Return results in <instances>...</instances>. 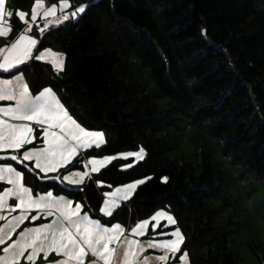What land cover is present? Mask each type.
Masks as SVG:
<instances>
[{"label": "trees", "instance_id": "1", "mask_svg": "<svg viewBox=\"0 0 264 264\" xmlns=\"http://www.w3.org/2000/svg\"><path fill=\"white\" fill-rule=\"evenodd\" d=\"M72 1L86 5L82 15L51 31L66 56L65 76L34 60L17 70L34 92L53 87L86 125L106 131L97 153L143 147L146 156L127 169L113 163L81 190L46 187L83 202L108 225L132 224L163 206L183 232L191 264H240L223 232L239 223L242 209L225 195L229 176L212 145L197 137L193 162L173 153L177 132L189 123L207 130L232 163L264 180V0H200L204 29L192 0ZM32 2L14 0L21 9ZM144 177L112 215L94 213L107 189ZM33 180L39 182L25 175L27 184Z\"/></svg>", "mask_w": 264, "mask_h": 264}, {"label": "rangeland", "instance_id": "2", "mask_svg": "<svg viewBox=\"0 0 264 264\" xmlns=\"http://www.w3.org/2000/svg\"><path fill=\"white\" fill-rule=\"evenodd\" d=\"M85 9L86 5H75L72 0H33L25 9L17 7L14 0H0V101L18 108L16 114L8 116L7 105L6 117L0 114V188L5 190L8 200L19 202L17 221L25 222L24 226L30 228L14 244V247H28L27 253L32 249L30 235L35 238L49 229H60V220L65 221L63 216L76 214L78 227L75 228L81 231H102L105 227L100 219H93V212H87L83 202L75 201L65 192L56 193L47 185L57 183L67 189L81 190L88 180L98 177L113 163L127 169L146 156L143 147L110 155L97 153L95 150L106 146V131L86 125L78 111L66 107L63 96L53 87L34 92L24 71L17 70L31 60L40 61L49 64L63 78L66 56L51 31L76 21ZM199 136L212 145L216 161L229 176L225 195L236 200L242 209L239 223L223 234L229 237L232 249L241 255L240 264H258V255L264 250V180L257 181L254 174L232 163L207 130L189 123H183L177 132L179 147L173 154L193 162ZM31 143L33 146L26 147ZM25 175L36 177L39 182L33 180L28 185ZM147 179L110 187L104 192L101 208L94 213L102 217L112 215L131 201L136 189ZM97 184L104 185L101 181ZM10 209L16 208L7 206L8 221L16 219ZM3 228L4 224L0 223V229ZM115 230L129 233L120 238V244L125 246L123 252L129 251L123 253L127 256L122 257L124 264H191L188 253L182 251L183 232L168 208L161 206L148 218L121 224ZM6 241V236L0 234V243ZM108 245L110 248H105L108 252L116 251L117 244ZM8 248L10 245L0 246V264L10 255L5 252ZM31 260L28 258L26 263ZM22 261L17 263L23 264Z\"/></svg>", "mask_w": 264, "mask_h": 264}, {"label": "crops", "instance_id": "3", "mask_svg": "<svg viewBox=\"0 0 264 264\" xmlns=\"http://www.w3.org/2000/svg\"><path fill=\"white\" fill-rule=\"evenodd\" d=\"M7 105H9V109H7ZM6 109L7 115L9 116L16 114L18 108L15 106L12 107L7 101H0V114L5 117ZM1 125L2 118L0 115V128ZM31 146H33L32 143L26 145V147ZM1 154L2 150L0 148V156ZM4 191L5 190L0 188V223L4 224V228L0 229V231L4 233L1 232L0 234L6 236L8 241L0 243V246L10 245V248L5 250V252L10 255L5 257L4 261L1 262L2 264H18L17 262L22 260H25L24 262L22 261L23 264H124L122 259L124 256L123 253L129 251L123 252L125 246L120 244V238L128 236L129 233L127 231L115 230V228L121 224L114 223L108 225L100 219V222L102 221L101 224L105 226L102 231H81L79 228H75L78 227V224L75 221L76 216H74L76 214L72 215V217L63 216L65 221L60 220L61 225L58 230H55V228L52 230L49 229L45 231L44 235L35 236V238L30 235L32 239L29 240V242L32 249H30L29 253H27L28 247L26 246L14 247V244L21 233L30 228L24 226L25 222L23 223V221H17L16 212H18L19 202L14 199H9V202L8 198L4 194ZM9 204L10 208H16L10 209L13 211V214L15 213L14 215L16 218L11 221L5 219L8 211L6 209ZM105 217L108 216L105 215ZM93 219L99 220L97 217H93ZM66 220L71 221L66 222ZM108 243L111 247L112 245L117 244L116 251L108 252L107 250L110 248ZM101 244L103 246H100ZM33 246L35 248L34 252ZM102 248H104V250ZM8 251H11V253ZM124 257L127 258V256ZM28 258H31L32 260L26 263Z\"/></svg>", "mask_w": 264, "mask_h": 264}, {"label": "water", "instance_id": "4", "mask_svg": "<svg viewBox=\"0 0 264 264\" xmlns=\"http://www.w3.org/2000/svg\"><path fill=\"white\" fill-rule=\"evenodd\" d=\"M192 1H193V4H194V6H193V17H194L195 20L200 22L202 28L204 29L205 25H204L203 20L200 17V14H199L200 0H192Z\"/></svg>", "mask_w": 264, "mask_h": 264}]
</instances>
